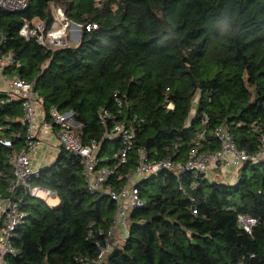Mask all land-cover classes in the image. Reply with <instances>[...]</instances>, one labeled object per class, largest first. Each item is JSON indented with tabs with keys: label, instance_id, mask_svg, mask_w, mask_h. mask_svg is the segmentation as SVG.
Wrapping results in <instances>:
<instances>
[{
	"label": "trees",
	"instance_id": "16d2710c",
	"mask_svg": "<svg viewBox=\"0 0 264 264\" xmlns=\"http://www.w3.org/2000/svg\"><path fill=\"white\" fill-rule=\"evenodd\" d=\"M51 3L82 26L75 45L48 50L19 34L24 20L49 24ZM0 48L19 62L3 74L34 82L45 122L58 131L50 108L71 111L79 140L99 143L97 167L114 171L104 188L124 183L142 147L149 159L184 160L193 147L217 152L218 126L238 151L252 156L264 147V0H30L23 11H0ZM22 116L21 101L0 93V140L10 142L0 141V186L25 146ZM117 123L133 131L125 162L122 140L110 135ZM58 149L31 182L59 202L21 194L26 218L8 264H264V156L243 162L233 183L169 170L141 179L145 204L98 262V229L109 228L115 201L90 191L78 155ZM239 214L257 218L250 233Z\"/></svg>",
	"mask_w": 264,
	"mask_h": 264
},
{
	"label": "built area",
	"instance_id": "2783aa9c",
	"mask_svg": "<svg viewBox=\"0 0 264 264\" xmlns=\"http://www.w3.org/2000/svg\"><path fill=\"white\" fill-rule=\"evenodd\" d=\"M30 0H0V11H23L29 5ZM52 11V20L49 24L46 21L24 20L20 27L19 34L26 38H34L36 42L45 49L60 48L69 46V35L72 24L64 15L61 7L50 4ZM95 24H87L86 30L95 28ZM77 30L81 32L82 26L78 24ZM10 65H19L13 59L10 52L4 53L0 48V74L4 76V70ZM5 81V88L0 93L5 92L11 97L18 99L22 103L23 116L20 121L27 124L25 146L17 153L11 156L12 176L5 186H0V264H8V257L16 253L13 245V236L15 229L21 225L26 218V213L21 209V194L23 192L37 197L38 192H44L47 197H55L56 192L39 187L31 181L39 173L33 168L29 152L35 151L44 141L39 135L38 128L53 129L51 123L40 119L37 115L38 103L36 93L34 92V82L26 81L17 75H11L10 78L2 77ZM37 103V106H36ZM197 99L192 101L195 108ZM166 107L173 108V104L168 101ZM53 123L59 126L56 131L58 146H63L81 160L82 174L86 180L88 189L92 192L105 193L115 201L116 209L109 228L105 231L98 229L100 235H104L105 242L99 247V253L96 261L102 262L116 244L117 227L125 230L122 239L125 238L129 217L134 208L142 207L145 204L137 187L138 182L146 177L156 175L163 170L174 172L177 176L190 173L195 177H204L210 181H221L217 178L215 170L222 169L224 166L232 165L237 169L243 162L250 159H258L264 156V147L260 148L254 155L238 151L235 147L232 135L228 128L218 126L211 131V134L219 141V150L210 152L199 150L196 147L191 148L184 160H173L170 156L149 159L146 150L142 147L138 150V163L135 168L124 175L125 181L118 188H104V183L114 171L109 166L97 167V151L99 143L91 141L83 144L72 129L75 125L73 113L71 111L59 113L55 107L49 110ZM205 131L198 134V138L205 139ZM111 137L117 136L122 142L124 148L119 154L121 162H125L127 153L132 146L133 131L123 123H117L113 126ZM4 145L9 146L10 142L3 138L0 140ZM140 178L139 180H137ZM179 189H183L180 184ZM194 212H196L194 210ZM239 225L246 232H251L253 226L257 223V218L248 214H239L237 216ZM120 239L119 237H117Z\"/></svg>",
	"mask_w": 264,
	"mask_h": 264
},
{
	"label": "crops",
	"instance_id": "0c3cea01",
	"mask_svg": "<svg viewBox=\"0 0 264 264\" xmlns=\"http://www.w3.org/2000/svg\"><path fill=\"white\" fill-rule=\"evenodd\" d=\"M69 40H71L73 43L79 41L77 28L72 26ZM70 42V41H69ZM4 89L5 87H1ZM37 107V115L40 119L44 118V110L42 109V106L39 102ZM36 103V106H37ZM45 127V126H44ZM43 126L38 128L39 135L42 137L44 143L38 147L35 151L29 152V157L32 162V166L34 169L41 168L43 166L49 165L53 162V160L56 158L58 154V139L56 136V131L54 129H46ZM225 183H227L225 180H221ZM116 238L119 237L122 239L123 234H125V230L121 227H117L115 230ZM123 240V239H122ZM116 243L118 241L116 240Z\"/></svg>",
	"mask_w": 264,
	"mask_h": 264
},
{
	"label": "rangeland",
	"instance_id": "374dc122",
	"mask_svg": "<svg viewBox=\"0 0 264 264\" xmlns=\"http://www.w3.org/2000/svg\"><path fill=\"white\" fill-rule=\"evenodd\" d=\"M77 33H78V37L80 38L81 32H79L77 30ZM69 41H70L69 43L72 44V45H75L76 44V42L73 43L71 40H69ZM2 77H8V78H10L11 75L10 74H6L4 76H1V74H0V90L2 89L1 87H5L6 86L5 81L3 80ZM193 111H194V107L192 106L191 115L193 114ZM220 170H221L220 171L221 173H219V171H216L215 170V172H218V173H215L218 179L225 180L227 183H233V182H235V180L237 178V172H236V169H235L234 166L227 165V166H224ZM139 179L140 178H138L137 180H139ZM37 197L44 199L49 206H56L58 204V202H59L57 196H55V197H52V196L47 197V195L44 192H38ZM116 240L118 241L117 244L123 242L122 239L116 238Z\"/></svg>",
	"mask_w": 264,
	"mask_h": 264
},
{
	"label": "water",
	"instance_id": "95a60500",
	"mask_svg": "<svg viewBox=\"0 0 264 264\" xmlns=\"http://www.w3.org/2000/svg\"><path fill=\"white\" fill-rule=\"evenodd\" d=\"M71 24L74 26V27H78V24L74 23V22H71ZM75 125H78V122L74 121L73 122Z\"/></svg>",
	"mask_w": 264,
	"mask_h": 264
}]
</instances>
